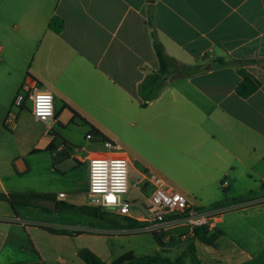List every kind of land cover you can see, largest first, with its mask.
<instances>
[{"label":"crops","instance_id":"obj_1","mask_svg":"<svg viewBox=\"0 0 264 264\" xmlns=\"http://www.w3.org/2000/svg\"><path fill=\"white\" fill-rule=\"evenodd\" d=\"M53 18L62 21L60 33L49 29ZM153 39L177 62L176 67L189 74L166 81L158 95L141 107L139 86L148 72L158 68ZM0 41L4 47L0 46V54L4 51L25 63L24 78L11 102L25 82L49 90L55 99V125L48 123L42 137L31 141L28 155L47 152L52 144L48 153L53 158L65 154L77 166L81 162L87 166L94 146L87 138L89 126L79 120L71 124L72 114L65 108L70 106L114 142L127 126L159 142L182 166L206 174L203 181L220 170L231 171L235 161L243 164L244 157L249 159V170L264 161V0H0ZM238 71L259 83L247 98L236 95L242 79ZM9 109L2 112V126ZM74 128L85 130L89 141L74 150L76 155L85 152L81 159L69 156L67 140L60 133ZM1 159L0 153V193H15L8 181L13 185L14 176L28 169L22 159L11 156L9 168L2 167ZM55 161L57 168L65 164ZM169 164L172 170L157 173L179 192L190 191L189 184L175 176L182 166L172 158ZM80 180L86 182L88 196L86 174ZM260 180L264 188V178ZM250 201L254 200L246 203ZM255 201L264 206V194ZM81 206H91L90 201ZM22 208L13 211L0 202V264H68L78 258L80 249L70 246L72 235H54L43 230L50 228L24 223ZM221 222L220 216L216 228ZM156 227L168 231L173 226L166 222ZM38 230L51 243L58 239L69 244L68 249L44 252L37 242ZM24 235L29 247L22 242ZM237 258L221 257L226 264H243V257Z\"/></svg>","mask_w":264,"mask_h":264},{"label":"rangeland","instance_id":"obj_2","mask_svg":"<svg viewBox=\"0 0 264 264\" xmlns=\"http://www.w3.org/2000/svg\"><path fill=\"white\" fill-rule=\"evenodd\" d=\"M0 46L4 48L2 41H0ZM10 55L4 54V51L0 54V118L3 116V110L9 107L10 112L16 117V124L13 127L0 124L1 162L2 167L9 168L13 163L10 157L13 156V158L22 159L28 171L15 175L12 180L13 185L9 180L8 188L15 193L58 194L62 192L66 196L58 201L74 206L89 202L91 197L89 198L84 191L86 182L80 180V176L87 173V166L84 162H81L79 167L74 159L68 158L65 154L59 156L58 159L53 158L48 152L27 154L31 141L39 140L49 124L34 120L30 114V104H26L23 110L13 107L11 100L24 78L25 63ZM60 133L67 140L65 148L69 156L81 159L85 152L76 155L74 150L88 144L86 131L74 128L69 131L61 130ZM117 135L114 143L119 149L131 150L129 152L131 159L129 189L121 198L130 204L146 206L149 191L135 190V186H139L140 174L157 173V171L161 173L160 170L165 172L166 168L172 170L169 164L170 158L178 166H182V162L177 157L170 156L171 151L167 147L135 133L128 126L122 127ZM55 160L64 162V166L57 168ZM248 162L247 157L243 158L245 165L235 161L231 171L220 170L213 179L206 181L201 179L202 176L206 177V174L200 176L198 171L191 167L182 166L175 173L176 177L184 179L189 184L190 191L186 193L180 191V193L184 194L194 206L201 207L202 211L218 209L216 206L223 199H228L231 203L226 210L220 209L222 222L219 228L224 236L215 247L194 243L192 230L184 223L171 224L173 227L168 231H147L142 229L143 225L131 231L123 229L119 232H109L105 230H117L118 228L74 211L45 213L34 208H22L20 215L24 223L34 224L36 228L70 231L74 237L70 244L73 249L87 248L107 263L116 260L126 252H132L137 257L159 256L171 261L184 255V264H196L195 261H199L198 258L193 259L190 253V246L194 244L197 251L196 256L201 260V264H226L221 259L225 254L238 255L237 259L243 257V264H264V206L259 205L261 202L255 201L264 194L260 180L264 178V161L259 163L255 170H249L251 167L246 165ZM166 176L171 178V175ZM224 181L227 182L225 187L222 185ZM174 188L179 192L176 187ZM243 199L244 202L241 203ZM249 200L254 201L246 203ZM105 211L111 213L109 210ZM135 213L136 207L133 206L130 214ZM38 231L41 237L37 242L44 252L47 253L53 248L68 249L69 244L62 243L58 239L55 243H51L43 238L44 233L41 230ZM22 242L25 247H29L30 243L25 235ZM241 251L243 254L240 253ZM248 257L252 260L245 262L244 260ZM68 264L84 263L74 258Z\"/></svg>","mask_w":264,"mask_h":264},{"label":"built area","instance_id":"obj_3","mask_svg":"<svg viewBox=\"0 0 264 264\" xmlns=\"http://www.w3.org/2000/svg\"><path fill=\"white\" fill-rule=\"evenodd\" d=\"M46 97L47 99H42ZM30 104V114L38 122L55 125V110L53 94L32 82H25L17 92L13 107L25 109ZM15 115L8 113L5 125H15ZM52 129V127H51ZM87 156V194L92 207L109 210L111 214L129 218L141 225L147 231H155L157 225L184 223L190 230L204 227L209 231L216 228L220 209L202 211L194 206L188 198L175 190L173 185L159 173L147 172L140 174L139 186L135 190H148L146 206L130 204L122 200V195L129 189V168L131 159L128 150H120L112 142L93 144ZM222 185L227 186L224 181ZM59 193L58 199L65 198ZM136 207V213L130 214L131 207Z\"/></svg>","mask_w":264,"mask_h":264},{"label":"trees","instance_id":"obj_4","mask_svg":"<svg viewBox=\"0 0 264 264\" xmlns=\"http://www.w3.org/2000/svg\"><path fill=\"white\" fill-rule=\"evenodd\" d=\"M48 26L49 29H51L53 32L60 33L63 24L60 19L53 18L49 22ZM153 49L158 60V68L155 71L148 72V74L144 77L139 86L138 98L141 101V107H146L147 103L153 100L158 95L159 91L161 90L166 81L176 80L189 74L187 72V69L176 67L177 62L165 54L162 45L156 39H153ZM238 73L242 79L235 90L236 95L241 98H247L259 88V83L244 71H238ZM33 81L37 82V79L33 78ZM65 108H67L72 114L73 121L71 122V124H74V120H79L82 125L89 126L87 138H89L93 144H101L106 141L114 143V141L110 137H108L106 133L95 128L86 118L82 117L75 109L70 106H66ZM52 148L53 145L50 144L47 147L46 151L50 152ZM33 153L34 151H32L30 154ZM44 201H57V209L56 211H54V213H58L61 211H74L82 215L97 219L110 226L117 227L118 229H134L139 226H143L129 218L113 215L100 208L92 206L79 207L60 202L57 200L56 194L54 193H0V202L7 204L13 211H15L16 208L23 207L34 208L45 213L53 212L40 205V203ZM242 201L244 202V199L241 200V202ZM230 204L231 203L228 199H223L216 206V208H220ZM199 209L201 210V207H199ZM43 230L54 235H73L71 232H66L64 230ZM192 235L194 240L198 243L209 247H215L217 245L218 240L223 236V233L217 228L212 231H209L207 228L199 227L194 228L192 230ZM153 236L156 237L154 234ZM190 253H192V258L196 260L197 256L193 245L190 246ZM184 257L185 256L183 255L179 259L171 261L166 257H137L132 252H126L116 260L107 263L87 248H82L78 251V258L84 264H184ZM195 263L199 264V261L196 260Z\"/></svg>","mask_w":264,"mask_h":264},{"label":"water","instance_id":"obj_5","mask_svg":"<svg viewBox=\"0 0 264 264\" xmlns=\"http://www.w3.org/2000/svg\"><path fill=\"white\" fill-rule=\"evenodd\" d=\"M40 205L46 209L53 211V212L56 211V209H57V201H52V202L44 201V202L40 203Z\"/></svg>","mask_w":264,"mask_h":264},{"label":"snow or ice","instance_id":"obj_6","mask_svg":"<svg viewBox=\"0 0 264 264\" xmlns=\"http://www.w3.org/2000/svg\"><path fill=\"white\" fill-rule=\"evenodd\" d=\"M42 99H47L46 97H42Z\"/></svg>","mask_w":264,"mask_h":264}]
</instances>
